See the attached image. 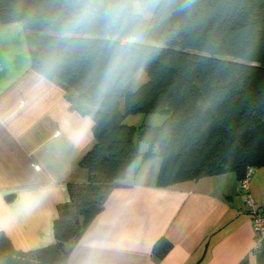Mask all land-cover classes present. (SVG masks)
Listing matches in <instances>:
<instances>
[{"label":"trees","instance_id":"obj_1","mask_svg":"<svg viewBox=\"0 0 264 264\" xmlns=\"http://www.w3.org/2000/svg\"><path fill=\"white\" fill-rule=\"evenodd\" d=\"M0 21L39 37L33 70L63 86L95 137L54 242L24 252L0 232V264H66L111 189L151 157L163 187L264 168V0H0ZM140 69L146 79L127 89ZM137 113L163 118L124 121ZM170 246L159 238L153 256Z\"/></svg>","mask_w":264,"mask_h":264},{"label":"crops","instance_id":"obj_2","mask_svg":"<svg viewBox=\"0 0 264 264\" xmlns=\"http://www.w3.org/2000/svg\"><path fill=\"white\" fill-rule=\"evenodd\" d=\"M39 40L22 21H0V232L24 252L54 242L59 212L87 181L79 161L95 143L91 117L74 108L58 81L33 70ZM130 115L127 124L141 122ZM159 166L154 156L127 169L66 264H264V240L256 245L235 173L163 187ZM249 193L261 206L264 168L255 169ZM161 237L171 246L156 258Z\"/></svg>","mask_w":264,"mask_h":264},{"label":"built area","instance_id":"obj_3","mask_svg":"<svg viewBox=\"0 0 264 264\" xmlns=\"http://www.w3.org/2000/svg\"><path fill=\"white\" fill-rule=\"evenodd\" d=\"M254 173L253 166H247L239 181L241 191L245 193V203L249 206L251 223L256 234V245L264 240V201L261 206H257L253 197L249 193V180Z\"/></svg>","mask_w":264,"mask_h":264},{"label":"rangeland","instance_id":"obj_4","mask_svg":"<svg viewBox=\"0 0 264 264\" xmlns=\"http://www.w3.org/2000/svg\"><path fill=\"white\" fill-rule=\"evenodd\" d=\"M133 6H134V9L136 11H141L140 10V4L139 2H134L133 3ZM149 14L145 13V16H148ZM146 79V74L143 70H138L132 77L131 79L127 82L126 84V88L129 89V88H133L135 85H137L138 83L144 81ZM163 116L162 115H159V114H156V113H151V114H148V115H142V114H132L129 116V120H134L135 122L134 123H137V121H142L144 119V121L146 123H151V124H158L160 123V119H162ZM128 120V121H129Z\"/></svg>","mask_w":264,"mask_h":264}]
</instances>
